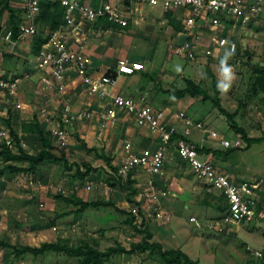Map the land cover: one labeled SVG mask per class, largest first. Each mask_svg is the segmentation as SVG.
<instances>
[{"label": "rangeland", "instance_id": "1", "mask_svg": "<svg viewBox=\"0 0 264 264\" xmlns=\"http://www.w3.org/2000/svg\"><path fill=\"white\" fill-rule=\"evenodd\" d=\"M148 9L152 10L151 7ZM17 10L22 14L20 9ZM6 13V10L0 12V60L3 62L9 61L3 53L10 41L1 40L5 30L1 18L4 19ZM37 27V35H46L43 26ZM145 27L148 39L157 37L158 43L152 45L150 53H146L148 45L146 47L143 39L138 36L129 38L127 50L121 52L119 58L141 62L143 68L126 76L130 80L144 82H149L148 78L152 79L149 103L164 111L165 123L175 122V126L181 127V122L174 117L180 110L203 124L202 130H191L189 139L196 145L215 148L209 150L212 159L218 163L219 171L225 168L228 176L236 182H260L264 187V140L246 148L242 136L229 127L226 118L210 100L189 95L175 98L162 92L182 90L185 88V80H192L209 96L218 97L226 111L235 113V122L248 137H262L264 89L257 87V80L260 71L264 69V17L259 15L245 25L226 21L220 32L235 43V51H215L209 57H204L201 51L211 32L204 27L194 28L200 32V39L197 56L193 61L176 55L173 48L167 50L164 42L161 44L164 38L169 37L170 41L174 39L173 32L169 33L164 28L166 22L160 25L152 22ZM189 38L192 39V36L189 35ZM16 74L20 75L18 72ZM41 97L37 95L40 103H34V106L26 97L22 96L21 101L29 106L25 109L31 108L36 113L38 107L46 106L45 98ZM54 102L59 105V100ZM20 122L23 124L27 121ZM76 123L79 124L74 125L72 130H66L64 142L53 140L65 150L70 162L79 165L81 172L89 169L84 180L72 178L76 173L75 167L67 172L61 164L43 162L33 171L10 173L6 163L0 160V193L6 189L2 202H7L2 207L0 200V242L17 247L39 246L43 242H65L70 246L86 243L99 251L120 245L129 250L133 244L142 241L143 230H147L152 234L150 243H158L167 251L179 249L199 264H254L245 247L260 249L264 246L261 224L253 220L224 233L208 229L207 224L218 218L216 208L219 198L207 192L203 184L183 167L173 149L170 150L171 160L167 159L163 175L155 178L153 192L147 187L144 173L134 174L135 183L132 187L137 192L135 196H130V200L138 202L140 206L128 202L129 191L116 181L112 167L120 165L125 142H131L135 150H152L155 137L150 130L135 128L129 116L124 115H119L118 120L106 127H101L98 117ZM40 126L47 131L44 125ZM211 132H215L217 137H211ZM32 136V140L23 139L26 143L24 150L29 154L40 150L39 138ZM221 140L231 144L239 140L241 147L225 148L220 144ZM12 164L27 166V162ZM3 176L6 180L4 184ZM121 182L125 183L124 180ZM159 191H165L166 194L163 196ZM30 195L33 196L26 206L23 201ZM65 197L80 198L87 202L111 201L112 205L78 211V206L64 201ZM156 210L168 216L169 220L155 219ZM190 217H194L200 227L189 222ZM81 260V257H70L63 252H46L37 257L31 254L15 257L10 248L0 246V264H78ZM102 264L164 262L156 251L135 250L130 254L112 255Z\"/></svg>", "mask_w": 264, "mask_h": 264}, {"label": "built area", "instance_id": "2", "mask_svg": "<svg viewBox=\"0 0 264 264\" xmlns=\"http://www.w3.org/2000/svg\"><path fill=\"white\" fill-rule=\"evenodd\" d=\"M20 1L23 16L18 24L17 40H25L37 34L36 20L41 0ZM49 1L58 2L64 8L65 26L71 30H77L85 22L94 23L98 20L124 26L126 20L122 7L125 6L159 8L164 13L184 12L186 14L183 21L184 41L176 45L174 53L190 61L196 58L199 49L200 32H193L194 28L204 27L211 32L201 51L204 57L212 56L215 51L221 50L233 53L236 48L235 43L221 34L225 22L232 20L245 25L264 13V0H117L116 3H103L93 7L77 0ZM68 31L50 32L36 55L37 70L45 71L50 77L45 80L46 85L54 88V80L55 89L64 94L65 75L73 72L90 95L104 101L103 111L98 113L101 127L113 124L118 120L119 115H124L132 118L138 128L150 130L155 137L156 146L152 150H135L131 142H125L123 159L113 176L126 181L129 173H133L131 178L134 179V174L142 172L146 176L147 187L153 192L155 178L163 175L165 163L169 158L170 150L173 149L178 159L186 165L189 173L203 184L206 191L222 198L226 204L225 210L218 214V218L207 224L208 229L224 233L241 223L256 220L262 226L264 238V209L260 207L264 187L261 183L236 182L219 171L214 162L200 151L201 147L189 139L191 130H202L203 124L193 120L185 112L179 110L175 113V119L182 124L177 128L174 125H167L164 122V111L152 107L143 98L135 99L110 94L109 88L114 85L116 76L141 71L143 65L140 62H129L126 59L119 60L114 70L100 76H93L89 73L88 58L66 45L65 36ZM11 36L12 30L8 27L4 39L12 41ZM18 81L17 78L0 75V144L10 150L15 149L16 141L3 121V115H6L8 108H20L17 100ZM94 115L95 113L88 107L74 109L69 101H65L59 112V120L50 133L56 142H64L66 128L81 120H91ZM176 133L181 137L172 141L171 138ZM211 137L216 138L217 134L211 132ZM220 144L225 148L241 147L239 140H235L232 144L227 140H221ZM19 145L23 149L26 147L21 139ZM159 193L163 196L166 194L165 191H159ZM154 218L169 220L168 216H164L157 210ZM189 222L200 227L194 217H190ZM245 250L254 264H264V247L253 249L246 246Z\"/></svg>", "mask_w": 264, "mask_h": 264}, {"label": "crops", "instance_id": "3", "mask_svg": "<svg viewBox=\"0 0 264 264\" xmlns=\"http://www.w3.org/2000/svg\"><path fill=\"white\" fill-rule=\"evenodd\" d=\"M80 3H83L88 6H98L103 3H116L117 0H77ZM9 6L15 10H22V4L20 0H10ZM150 7L147 6H125L122 7V12L124 14L126 25H118L116 26L110 25L105 20H98L94 23H83L81 24L77 30H71L66 26H61L58 30H69L65 36L66 45L74 51L81 52L88 58V66L89 73L93 76H100L102 74L107 73L110 70H114L117 62L119 60H124L119 58V54L121 52L127 50V45L129 44V38L131 36H138L139 39H143L142 41L146 43V53H150V49L155 46L158 41L156 39H148L149 35L146 31V27L150 26L152 22H157L160 25L163 22H166L167 32H173L174 39L170 41L169 37L164 38V41H161V44L167 46V50L170 48L176 47V45L182 43L184 41V24L183 21L185 19L184 12H162L159 8H152V10L148 9ZM153 9H156L153 11ZM21 16H23L21 14ZM264 17V13L262 14ZM22 19V17H21ZM169 20L173 23H169ZM1 23H3V28L5 30L2 33V42L5 40L4 35L9 27L8 21V12L5 15V18H1ZM6 24V25H5ZM107 26V29L106 27ZM110 26L111 28H108ZM143 27L142 29H140ZM45 28V27H44ZM175 28H181V31H176ZM139 29V30H138ZM197 30L194 29L193 32ZM136 32V33H135ZM199 32V31H195ZM166 33V34H169ZM160 35V33H159ZM157 34V36H159ZM167 40V41H165ZM32 38H26L25 40H16L10 41V44L7 46V50L3 53V56L7 58L8 62H3L0 60V75L4 77L17 78L18 81V89H17V100L20 103V108H8L6 115H3L4 118H10L11 127L18 134L19 138L24 142L23 139L27 141L32 140V134L21 132V122L27 121L36 117L40 125H44L47 131H50L54 128L59 120V112L61 110L62 105L65 101H69L72 104L74 109L86 108L88 107L91 111L95 113L94 117H98L100 112L103 111L102 105L104 101L99 100L96 96L90 95L87 90L80 84V80L77 78L76 74L73 72H69L65 75L64 85H65V93L61 94L55 89V81L53 80L54 88H50L46 85L45 80L50 79L49 75L43 70H37L36 68V55L31 53L32 47ZM5 43V42H4ZM144 45V44H143ZM127 60V59H126ZM141 63V62H140ZM142 64V63H141ZM20 67V70L17 68ZM17 70V71H16ZM20 73V75L16 76V73ZM131 75V74H130ZM146 77V76H145ZM152 87V82H144V80H130L125 74H120L116 76L114 85L109 88V93L112 95L118 94L124 97H133L135 99L143 98L144 101L149 103L150 90ZM33 94V95H32ZM43 96L46 100V106L41 108L38 107L37 114L31 111L30 109H25L28 105H26L23 98H28L32 101L31 105H36L37 102L40 103L39 99ZM40 96V97H39ZM42 98V97H41ZM48 98V99H47ZM49 99L51 101H49ZM108 99V97H107ZM59 100V105H57L54 101L57 102ZM54 102V103H53ZM29 107V106H28ZM37 108V106H35ZM47 107V108H46ZM36 110V109H35ZM9 111V113H8ZM9 114V115H8ZM55 117V118H54ZM133 122L135 128L139 129L135 124L132 118H130ZM120 121V120H119ZM118 121V125L120 122ZM175 122L166 121L167 125H174ZM79 123H74L72 126L66 128V130H72L74 125ZM175 126V125H174ZM177 128L179 126H176ZM24 137V138H22ZM142 139V138H141ZM143 140V139H142ZM155 141V139H154ZM25 143V142H24ZM194 143V142H193ZM153 146H156V142H152ZM26 146V143H25ZM199 146V145H198ZM205 147V146H200ZM208 149H215L214 147H205ZM212 154H206V157L211 159L214 162L216 168L218 169L217 161H214L211 157ZM170 159V158H168ZM171 160V159H170ZM168 160L165 165H167ZM183 167L187 169L184 163ZM223 173L228 175V171L223 168ZM221 171V172H222ZM189 172V171H188ZM139 174V173H138ZM137 174V175H138ZM137 181V179H136ZM6 182L5 177L2 178V183ZM6 185V184H5ZM6 189L0 193V200L2 207H4L2 202L4 193ZM25 199L23 203L28 206V202L31 197ZM7 197V196H6ZM261 209H264V194L261 197ZM240 226V225H238ZM238 226H234L230 229L236 230ZM1 228V227H0ZM264 247V246H263ZM261 247V248H263Z\"/></svg>", "mask_w": 264, "mask_h": 264}, {"label": "trees", "instance_id": "4", "mask_svg": "<svg viewBox=\"0 0 264 264\" xmlns=\"http://www.w3.org/2000/svg\"><path fill=\"white\" fill-rule=\"evenodd\" d=\"M9 3L10 0H0V12L3 10H6L8 12L9 28L12 30L11 40L16 41L18 36V24L22 20V16L21 14H19L18 10L11 8L9 6ZM21 11L23 15V10ZM106 22L110 25L116 26V24L112 22ZM169 23L172 24L173 22L169 20ZM38 25L45 27L47 33L44 36L37 35V27V34L32 39L31 48V53L34 55H37V53L41 49V46L46 42L47 35L50 32L58 30L61 26H65L64 8L58 2L41 0L39 5V13L36 20V26ZM175 29L176 31H181V28ZM148 80L150 81L152 79L148 78ZM257 87L264 89V69L260 71V76L257 80ZM162 92L172 95L175 98H182L186 95H189L191 97H201L202 100L205 101L210 100L213 106L218 110V112L226 118L229 127L236 134H240L242 136L246 143V148H248L252 143L264 140V135L262 137H248L245 131L241 127H239L238 124L235 122V113H229L228 111H226L222 107L218 97L213 98L209 96L205 92V90L195 84L192 80L186 79L185 88L182 90H176L171 92L168 90H162ZM3 121L5 122L6 126L8 127L16 141L14 150H10L4 145L0 144V160L3 163H6V169L10 173H27L33 171L38 164L47 162L52 164H61L64 170L67 172L71 171L72 168L75 167L76 173L72 175V178L84 180L85 177L88 175L89 169H87L85 172H81L80 167L77 163H73L68 160V158L66 157L65 150L61 149L59 145L53 140L50 131L42 129L36 117H33V119L29 122L21 124V132L33 134L39 138L40 150L35 154H29L22 147H20V138L18 137V134L12 129L10 118L3 117ZM180 137L181 136L176 133L173 135L171 140L175 141ZM200 151L204 154H208L211 152V150L205 147H201ZM17 162H27V166H16L12 164ZM117 169L118 167H112V171L114 174L117 172ZM132 175V172L129 173L125 183L121 182L120 178H116V181H119L121 183V187H125L129 191V195H127L128 202H131L133 205L139 207L140 204L138 202L130 200V196H135L137 192L136 189L132 187V184L135 183V180L131 178ZM110 185L113 186L112 183H110ZM64 201L68 204L78 206V211H83L91 207L112 205L111 201L87 202L80 198L73 199L65 197ZM218 201L219 204L216 209L220 213L225 210L226 204L224 203L222 198H219ZM143 231L144 238L142 239V241L133 244L129 250L119 245L116 247H108L105 251H99L86 243L79 246H70L65 242H43L39 246L24 245L17 247L7 242L1 241L0 246L10 248L15 257H20L25 254H31L37 257L45 254L46 252H63L70 257H81L82 260L78 264H102L104 260L108 259L112 255L118 253L130 254L135 252V250L156 251L161 256L164 264H199L197 260L191 259L186 253L179 249H172L167 251L163 250L161 245L158 243H150L149 240L152 239V234L147 230Z\"/></svg>", "mask_w": 264, "mask_h": 264}, {"label": "clouds", "instance_id": "5", "mask_svg": "<svg viewBox=\"0 0 264 264\" xmlns=\"http://www.w3.org/2000/svg\"><path fill=\"white\" fill-rule=\"evenodd\" d=\"M224 87H227V85H223Z\"/></svg>", "mask_w": 264, "mask_h": 264}]
</instances>
